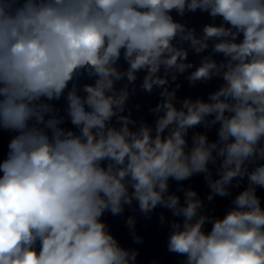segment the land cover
I'll list each match as a JSON object with an SVG mask.
<instances>
[{"label":"clouds","instance_id":"clouds-1","mask_svg":"<svg viewBox=\"0 0 264 264\" xmlns=\"http://www.w3.org/2000/svg\"><path fill=\"white\" fill-rule=\"evenodd\" d=\"M154 217L174 264H264V0H0V264H144Z\"/></svg>","mask_w":264,"mask_h":264}]
</instances>
